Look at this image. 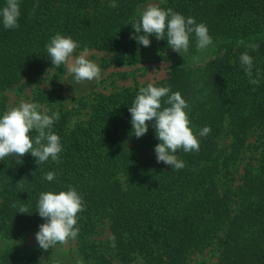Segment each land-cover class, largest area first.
Segmentation results:
<instances>
[{
  "label": "trees",
  "instance_id": "1",
  "mask_svg": "<svg viewBox=\"0 0 264 264\" xmlns=\"http://www.w3.org/2000/svg\"><path fill=\"white\" fill-rule=\"evenodd\" d=\"M144 2L116 0L113 9L110 0H19V27L5 29L0 20V116L7 110L6 91L36 89L49 71L64 72V65L53 67L45 48L59 33L79 44L75 51L109 53L104 67L166 64L167 77L154 86L180 92L199 151L174 153L185 163L181 170L156 162L154 121L147 122L142 137L131 134L128 108L140 88L95 94L89 105L80 98L74 110L88 109L87 119L71 125V113L60 110L52 126L62 146L58 163L49 158L37 165L30 153L20 162L0 160V237L35 238L45 223L37 213L39 194L72 186L85 210L77 214V238L69 241L85 264H189L207 253L213 264H264V0L161 5L208 28L210 58L191 66L171 51L166 36L159 41L149 36L148 47L130 38L137 7ZM5 4L0 0V9ZM238 40L259 48L246 49ZM245 51L253 59L256 85L240 64ZM198 53L192 35L186 55ZM59 88L36 89L34 97L44 102ZM205 126L211 132L200 136ZM29 135L34 141L37 133ZM48 172L56 173L51 182L42 179ZM21 206L28 212L19 213ZM0 264L63 263L5 250Z\"/></svg>",
  "mask_w": 264,
  "mask_h": 264
},
{
  "label": "clouds",
  "instance_id": "2",
  "mask_svg": "<svg viewBox=\"0 0 264 264\" xmlns=\"http://www.w3.org/2000/svg\"><path fill=\"white\" fill-rule=\"evenodd\" d=\"M36 7L38 4L33 5V13ZM108 7L117 8L116 0H110ZM19 16V0H6L5 6L0 9L3 27L18 28ZM131 27L135 35L130 38L135 39L139 45L150 46L149 36H155L158 41L165 40L166 36L167 46L179 55L188 52L192 35L195 36L198 51L207 49L213 43L204 23L198 24L193 17L186 18L172 8L164 10L156 3L146 5L139 13V18L133 19ZM141 32L143 35H140ZM237 44L244 45L246 49L252 51L259 48L258 44H245L244 40H238ZM78 47L79 44L71 36L59 33L52 36L45 45L53 67L59 68L64 65L67 75H70L75 83L99 81L101 69L95 61L88 58L90 50L84 48L78 55H73ZM239 60L249 83L258 84V79H253V59L248 51L241 53ZM256 75L259 76L258 71ZM165 97L163 104L166 106L162 107L161 100ZM188 107L180 92H172L170 85L156 87L153 83H148L146 87L139 89L128 108L131 115V134L136 138L147 133V122L154 121L155 135L159 140L154 148L156 162H163L171 166L172 170H181L185 167L184 161L174 155L178 150L185 153L199 151V141L189 126L190 120L185 111ZM57 120L58 112L49 115L47 109H42L41 105L36 103L21 100L17 106H10L0 116V160L12 157L20 162L21 157L30 153L37 165L48 161L49 158L58 163L62 146L60 137L52 131V126ZM33 130L37 133L34 141L29 135ZM210 132V127L205 126L199 135L207 136ZM55 176V172H48L42 179L51 182ZM84 210L83 199L72 186H68L67 191L58 193L41 192L37 201V213L45 223L39 226V231L35 234L38 246L46 252L57 244L75 240L79 234V228L76 227L77 214ZM18 212L25 214L28 209L21 206ZM111 239L114 246L115 237ZM76 264H85V261L81 258Z\"/></svg>",
  "mask_w": 264,
  "mask_h": 264
},
{
  "label": "rangeland",
  "instance_id": "3",
  "mask_svg": "<svg viewBox=\"0 0 264 264\" xmlns=\"http://www.w3.org/2000/svg\"><path fill=\"white\" fill-rule=\"evenodd\" d=\"M167 0H145L144 3L137 7V12H141L149 3H156L159 6L166 3ZM174 52L173 50H171ZM82 51H75L73 55H78ZM170 52V51H168ZM89 59L95 61L101 69V79L99 81H84L82 83H75L70 75H67L66 67L64 72L49 71L44 76V81L38 86L39 91L47 92L54 88L55 85H59L60 88L53 92L51 96L44 102H39L35 99L34 93L36 89L34 87H27L22 91L12 89L6 91L7 109L10 106H17L18 103L23 100L29 103H36L41 105L42 109H47L48 114L68 111L71 113V125L87 119L89 110H84L80 113H76L74 108L76 102L80 98H84L88 105L92 102L95 94H111L115 91L123 88H141L146 87L148 83H157L167 77V65L164 63L157 64H143L135 67H104V62H109L111 55L106 52L91 50ZM176 53V52H175ZM186 66L203 64L210 58V51L207 49L199 51L198 54L186 55L181 53ZM196 57V59H193ZM104 234L100 238L107 236L106 229ZM14 250L22 255L32 256L41 261H58L63 264H76V262L83 258L78 254L75 242L68 241L66 244H57L54 248L48 251L42 250L34 237H29L23 241H17L13 244L12 241L4 240L0 237V251ZM43 258V259H41ZM84 259V258H83ZM84 261H86L84 259ZM87 262V261H86ZM214 258H211L210 254H205L203 258L194 259L189 264H213ZM120 264V263H112ZM131 264H142L140 260H136Z\"/></svg>",
  "mask_w": 264,
  "mask_h": 264
}]
</instances>
